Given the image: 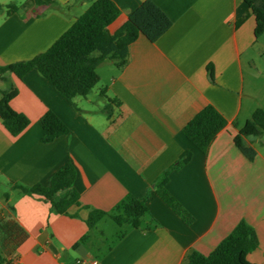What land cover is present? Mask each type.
Returning a JSON list of instances; mask_svg holds the SVG:
<instances>
[{"label":"crops","instance_id":"1","mask_svg":"<svg viewBox=\"0 0 264 264\" xmlns=\"http://www.w3.org/2000/svg\"><path fill=\"white\" fill-rule=\"evenodd\" d=\"M111 1L120 10L108 27L112 34L146 0ZM151 1L171 20L168 31L153 43L140 36L123 69L111 63L103 75L97 72L95 98L104 102L105 91L121 104L112 124L99 101L88 94L69 104L37 71L0 80V98L16 88L10 105L29 120L16 137L0 123V218L13 219L27 235L14 254L23 264H184L191 252L208 256L240 222L259 242L247 260L264 264V134L248 141L256 151L253 161L233 142L252 113L264 110V34L255 41L244 0ZM8 4L17 12H0V66L47 51L89 0H0ZM207 105L227 125L203 154L182 129ZM47 111L69 131L44 143L39 121ZM186 151L190 161L170 173L166 188L192 217L190 225L153 189L154 180ZM67 162L75 169L79 196V205L68 210L74 218L52 214L44 200L12 187L47 185ZM128 194L148 197L157 226L118 227L105 217L81 242L88 232L87 208L109 211Z\"/></svg>","mask_w":264,"mask_h":264},{"label":"trees","instance_id":"2","mask_svg":"<svg viewBox=\"0 0 264 264\" xmlns=\"http://www.w3.org/2000/svg\"><path fill=\"white\" fill-rule=\"evenodd\" d=\"M244 3L253 17V35L257 41L264 34V0H244ZM0 12L9 16L17 12V7L13 4L0 5ZM119 15V8L111 0H89L86 11L76 18L47 51L30 60L0 66V80H5V75L8 74L21 80L30 71H37L69 104L75 98H85L99 83L96 70L102 63L108 61L117 69H123L128 63L130 46L140 36L153 43L172 25L171 20L151 0L141 3L125 23L111 34L108 27ZM208 76L212 80V70L209 67ZM17 93V89L11 86L1 92L0 98V123L12 137L21 134L29 125V120L14 111L10 105ZM100 95L105 100L102 114L112 124V113L121 104L116 98L107 97L105 91ZM39 125L43 131L41 141L44 143L69 131L51 111L43 115ZM226 125L223 116L214 107L207 105L183 127L182 134L204 154ZM263 134L264 110L256 109L234 136L233 142L248 161H253L256 151L248 141L260 138ZM191 157V152H184L153 183L154 193L160 201L187 225L192 223V217L172 197L166 186L170 173L185 166ZM75 176L74 167L67 162L50 178L47 185L12 187L27 196L44 200L49 204L50 213L74 218L76 216L70 215L68 210L79 205V196L74 189ZM147 200V196L136 198L128 194L109 211L87 208L88 215L84 223L88 232L80 241L86 242L89 232L105 217L118 227L144 230L156 227L157 223L150 216ZM145 219L149 221L147 225H143ZM26 239L27 235L13 219L0 218V263L7 264V259L16 253ZM258 244L255 231L246 223L240 222L208 256L191 252L184 264H252L247 256L258 248Z\"/></svg>","mask_w":264,"mask_h":264},{"label":"rangeland","instance_id":"3","mask_svg":"<svg viewBox=\"0 0 264 264\" xmlns=\"http://www.w3.org/2000/svg\"><path fill=\"white\" fill-rule=\"evenodd\" d=\"M111 63L110 62H108V61H106L105 62V64L104 65H102V67H100V68H98L97 69V72H98V70H99V74L100 75H103V72L104 71H101V70H103V69H105V68H107V67H105V66H108V65H110ZM109 70H110V68H109ZM1 86V85H0ZM96 89H94V90H92L90 93H89V95H88V98H89V100H92L93 102H95V103H98V101L102 104V105H105V100H104V102H102V100L101 99H99V96L97 95L96 96V98H95V91ZM104 103V104H103ZM110 240H111V235L108 237ZM108 239V241H110ZM1 264V263H0Z\"/></svg>","mask_w":264,"mask_h":264},{"label":"built area","instance_id":"4","mask_svg":"<svg viewBox=\"0 0 264 264\" xmlns=\"http://www.w3.org/2000/svg\"><path fill=\"white\" fill-rule=\"evenodd\" d=\"M7 264H23L19 262L17 258L14 257V254L7 259ZM73 264H84L81 260H76Z\"/></svg>","mask_w":264,"mask_h":264}]
</instances>
